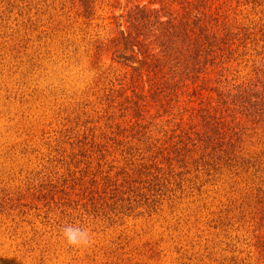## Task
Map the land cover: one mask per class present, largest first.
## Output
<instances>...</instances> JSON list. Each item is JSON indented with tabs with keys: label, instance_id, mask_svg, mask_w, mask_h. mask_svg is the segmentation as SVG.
I'll use <instances>...</instances> for the list:
<instances>
[{
	"label": "rangeland",
	"instance_id": "obj_1",
	"mask_svg": "<svg viewBox=\"0 0 264 264\" xmlns=\"http://www.w3.org/2000/svg\"><path fill=\"white\" fill-rule=\"evenodd\" d=\"M200 4L230 32L231 83L218 58L183 82L126 38L138 7L181 18L179 0H0V264H264L263 123L223 138L229 157L192 127L226 84L263 85L264 0ZM69 224L90 242L69 245Z\"/></svg>",
	"mask_w": 264,
	"mask_h": 264
},
{
	"label": "trees",
	"instance_id": "obj_2",
	"mask_svg": "<svg viewBox=\"0 0 264 264\" xmlns=\"http://www.w3.org/2000/svg\"><path fill=\"white\" fill-rule=\"evenodd\" d=\"M190 1L179 0V3L183 5L182 8L186 10V16L184 15L181 18L171 17L165 20L161 19L158 9H151L144 5L138 7V11L134 12L142 13L144 17H142L141 21L134 19L129 25L130 28L125 36L129 41L133 42V46L138 47L139 53L152 57L156 61L158 60L154 67L158 68L159 71L163 70L162 64L165 62V67L169 66L170 70L177 69L183 72L186 75V77L184 76L181 79L183 82L189 78L192 83H195L205 73L203 67L205 68L207 63L211 64L218 58L217 65L219 69L217 74L219 73L220 75L219 82L231 83L225 73L229 70V67L225 66V62L228 60L227 48L230 32H225L220 36L218 29L216 31L210 29V34L208 28L204 26L201 17L197 18L198 11L195 14L192 13V10H198L200 5L202 6L200 4L202 0L193 1L190 4V8L187 7L190 9L188 10L185 4ZM81 3L85 8L86 14H88L91 9V0H81ZM135 13H133L132 18H135ZM203 13L204 11H201V15ZM193 18L197 20L195 23ZM197 23L200 25L198 26ZM138 24L140 25L138 26ZM141 24H144L145 28L149 27V30L147 32L142 30ZM121 37L123 38V36ZM170 48L174 50V54L169 52ZM132 54L134 56L136 52ZM172 62H174L173 65H171ZM199 65L202 66L199 67ZM179 71H175L173 75L178 77L175 83H179ZM205 82L209 81L205 80ZM222 89L220 95H222L223 100H218L217 104L211 105L213 111L209 107L206 115L202 116L203 120L192 127H199L197 130L200 133H196L197 139L194 143L202 147L203 151L209 148L211 152L218 149L221 151V157H229L230 152L233 151L234 144L228 145L227 148L224 147L226 143L223 142L226 137L228 139L225 142H230L229 140L233 138V135H236L237 140L241 139L239 137L244 135L249 126L245 121H251L254 125L263 123L264 127V83L261 86L254 82L234 84L232 86L226 84ZM167 97L168 94L162 97L167 100L166 103L168 104L166 107H173L170 104L171 98ZM222 103H228V105L232 106L231 109L229 106L230 115H227L231 117L230 119L223 116L226 108H220ZM133 109L136 112L135 116L146 115L149 112L146 105H141L137 102L133 104ZM223 117L224 120H219ZM144 125H139L138 131ZM188 136V134H185V137L189 138ZM262 213L261 218L264 220L263 209ZM260 243L264 257V235L261 237Z\"/></svg>",
	"mask_w": 264,
	"mask_h": 264
},
{
	"label": "clouds",
	"instance_id": "obj_3",
	"mask_svg": "<svg viewBox=\"0 0 264 264\" xmlns=\"http://www.w3.org/2000/svg\"><path fill=\"white\" fill-rule=\"evenodd\" d=\"M63 237L69 245L81 246L86 245L90 242V234L87 229L69 224L63 228Z\"/></svg>",
	"mask_w": 264,
	"mask_h": 264
}]
</instances>
